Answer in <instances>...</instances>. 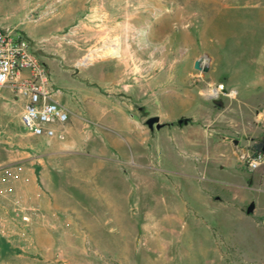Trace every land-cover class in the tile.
Listing matches in <instances>:
<instances>
[{
	"label": "rangeland",
	"instance_id": "1",
	"mask_svg": "<svg viewBox=\"0 0 264 264\" xmlns=\"http://www.w3.org/2000/svg\"><path fill=\"white\" fill-rule=\"evenodd\" d=\"M0 28L68 114L62 140L32 137L0 88V169L31 196L0 264H264V163H244L264 134V0H0Z\"/></svg>",
	"mask_w": 264,
	"mask_h": 264
},
{
	"label": "built area",
	"instance_id": "2",
	"mask_svg": "<svg viewBox=\"0 0 264 264\" xmlns=\"http://www.w3.org/2000/svg\"><path fill=\"white\" fill-rule=\"evenodd\" d=\"M0 88L24 101L18 122L27 134L46 140L64 138L67 111L55 100L48 73L28 41L10 28H0ZM211 91L216 96L222 86ZM244 163L248 171H254L264 163V155L251 151ZM8 172L0 169V238L21 241V223L28 220L31 196L28 185H7Z\"/></svg>",
	"mask_w": 264,
	"mask_h": 264
},
{
	"label": "water",
	"instance_id": "3",
	"mask_svg": "<svg viewBox=\"0 0 264 264\" xmlns=\"http://www.w3.org/2000/svg\"><path fill=\"white\" fill-rule=\"evenodd\" d=\"M207 59H208V58H207L206 56H204L203 58H201V59L195 61V62L193 63V68L196 69V70H198V71H202V72H204V71H205V65H202V66H200V65H201V62H202L203 60H204V64H205V62H206ZM186 122H187L186 119H178V120L176 121V124H177V125H180V124H185ZM144 124H145V126L148 128V130H150V131L152 130V127H153V126H154V129H156V130L159 129V128H161V127L163 126V124L158 123V118H157L156 116H152V117L147 118V119L145 120ZM234 142H235V141H233V143H234ZM260 152L264 155V144L261 146V148H260ZM252 207H253L252 203H249L248 206L246 207L245 212H246L247 214L250 213L251 210H252Z\"/></svg>",
	"mask_w": 264,
	"mask_h": 264
},
{
	"label": "crops",
	"instance_id": "4",
	"mask_svg": "<svg viewBox=\"0 0 264 264\" xmlns=\"http://www.w3.org/2000/svg\"><path fill=\"white\" fill-rule=\"evenodd\" d=\"M24 103V101L21 99V108H22V104ZM183 119H186V118H183ZM187 120V119H186ZM187 124V122L185 123V124H180V125H177L176 123H175V125L177 126V127H179V126H184V125H186ZM176 127H174V129H175ZM181 142V141H180ZM184 143L186 142V144H188L189 146H194V145H192V143L191 142H189L188 140H184L183 141ZM206 157H203V164H202V166H203V169L205 170V172H207V167H206V164H205V162H206ZM234 161H239L238 159H237V156L235 155L234 156ZM232 184V183H231Z\"/></svg>",
	"mask_w": 264,
	"mask_h": 264
},
{
	"label": "bare ground",
	"instance_id": "5",
	"mask_svg": "<svg viewBox=\"0 0 264 264\" xmlns=\"http://www.w3.org/2000/svg\"><path fill=\"white\" fill-rule=\"evenodd\" d=\"M112 50H113V51L110 52L111 55H114V56H118V55H119L117 49H116V50L112 49ZM103 56H105V55H103ZM203 61H204V60H203ZM203 61L201 62V65H200V66L204 65V64H203ZM213 94L215 95V92H214Z\"/></svg>",
	"mask_w": 264,
	"mask_h": 264
},
{
	"label": "flooded vegetation",
	"instance_id": "6",
	"mask_svg": "<svg viewBox=\"0 0 264 264\" xmlns=\"http://www.w3.org/2000/svg\"><path fill=\"white\" fill-rule=\"evenodd\" d=\"M164 126V125H163ZM154 127V126H153ZM264 144V134L260 137L258 142V147L261 148V146Z\"/></svg>",
	"mask_w": 264,
	"mask_h": 264
},
{
	"label": "trees",
	"instance_id": "7",
	"mask_svg": "<svg viewBox=\"0 0 264 264\" xmlns=\"http://www.w3.org/2000/svg\"><path fill=\"white\" fill-rule=\"evenodd\" d=\"M252 151L260 152V148L256 145V146L253 147Z\"/></svg>",
	"mask_w": 264,
	"mask_h": 264
}]
</instances>
